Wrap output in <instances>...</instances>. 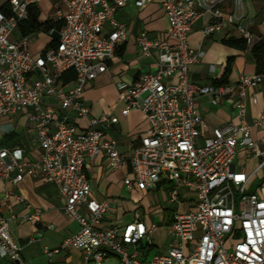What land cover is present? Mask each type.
Returning a JSON list of instances; mask_svg holds the SVG:
<instances>
[{"label":"built area","instance_id":"2783aa9c","mask_svg":"<svg viewBox=\"0 0 264 264\" xmlns=\"http://www.w3.org/2000/svg\"><path fill=\"white\" fill-rule=\"evenodd\" d=\"M7 1L9 11L0 10V117L30 108L27 132L35 135L40 152L29 161L19 147L0 148V177L16 183L28 176L54 185L65 213L78 223L75 232L46 253L75 248L94 264H105L111 256L115 260L109 264H264V188L249 190L264 159L249 173L234 165L239 148L252 158L261 154L251 128L264 115L248 123L245 98L247 89L264 86V68L238 76L237 123L209 130L195 106L196 97L209 95L215 102L229 86L198 85L188 72L189 65L204 55L202 49L190 46L188 36L193 23L206 14L211 22L202 28V38L230 25L247 45L253 42L254 35L242 24L243 15L237 13L243 10L244 0H232L229 13L220 7L227 0H61L63 10L55 12L60 28L49 30L56 33V41L36 55L29 49L28 36H15V32L19 22L27 19L28 7L42 0ZM128 1L137 7L159 2L168 26L166 38L136 36L142 56L156 52L155 71L140 74L131 85L117 84L120 114L138 109L147 120L139 144L119 152L104 132L118 116H92L81 94L90 80L107 70V62L125 41V24L115 14ZM69 70L74 74L71 85L61 80ZM69 112L84 119L86 127L77 131ZM99 154L113 170L130 166L132 179L123 180L127 189L136 185L152 190L168 183L172 241L164 253L140 258L137 246L149 241L155 227L140 218L121 227L101 225L112 202L90 197L84 171L85 158L93 160ZM182 189L195 195L188 208L180 207ZM20 220L35 223L39 214ZM20 248L10 233L9 219L0 211V259L26 264Z\"/></svg>","mask_w":264,"mask_h":264},{"label":"crops","instance_id":"0c3cea01","mask_svg":"<svg viewBox=\"0 0 264 264\" xmlns=\"http://www.w3.org/2000/svg\"><path fill=\"white\" fill-rule=\"evenodd\" d=\"M4 1L6 0H0V4ZM220 7L223 13L231 12L233 10L232 0L223 2ZM36 9L40 22L50 20L54 23L56 22V10H63V6L61 0H42ZM237 13L243 15L242 24L254 35L253 42L244 50L224 44V39L239 38L235 29L230 25H224L219 31L202 38V28L211 22V16L207 14L193 23L188 36V42L192 48H200L204 51L203 57L198 62L189 65V77L193 83L210 85L212 79L222 74L227 59L232 58L231 71L225 84L229 86L228 92L215 102H212L209 95L196 97L195 106L208 130L215 126L237 123L234 103L238 76L241 73L250 74L257 70L249 47L258 39L264 38V4L260 0H244L243 10H238ZM115 17L125 24V41L117 47L115 56L107 62V70L86 84L81 100L89 107L92 116L102 114L118 116L116 123L104 127V132L106 137L115 141L119 152H125L139 144L140 138L146 133L147 120L138 109L130 110L127 115L120 114L122 106L117 102V84L131 85L140 74L155 71L156 52L152 51L150 56H142L136 36L144 33L152 38H166L168 24L167 17L157 1L147 3L142 7H137L128 1L116 12ZM108 29L109 25L106 23L105 30ZM49 30H39L27 35L29 49L33 55L55 43L57 35ZM18 35H21L19 30L15 32V36ZM33 35H36L34 39H32ZM71 82L72 80L68 81L70 85ZM253 98L256 102H253ZM53 106L58 109L56 104ZM245 107V119L251 125L255 119L264 115V86L246 90ZM31 113L30 108H24L11 116L0 117V148L19 147L22 149L23 158L29 161L37 159L40 152V145L35 135L27 132ZM68 115L70 121L77 126V131L86 127L84 119L76 118L73 112H69ZM251 133L259 144L261 153L259 158L250 157L240 148L237 149L236 156H240L244 161L247 157L255 161L256 165L251 170L253 171L264 159V120L258 125H252ZM244 161L237 164L235 159L234 165L237 169L246 172ZM84 171L90 186V197L97 200L107 199L112 202L102 220L103 227L111 225L121 227L134 218H140L146 225L155 226L150 232L149 241L143 240L137 246L140 258L148 259L155 253H164L167 250L172 241L168 235V225L172 215V210L166 201L168 183H160L152 190H145L136 185L127 189L123 180L124 178L132 179L130 166L124 164L120 169L113 170L108 166L103 154H99L93 160L86 157ZM258 172H261L262 178L260 177L257 185L250 183V191L260 192L261 188H264V165L260 166L254 175ZM185 191L187 190L182 189L180 193L181 208L192 206L190 202L192 198L186 195L188 191L186 193ZM16 196H21V199ZM0 211L9 219L10 233L20 245V256L26 264L34 262L36 264L93 263L85 261L82 252L75 248L61 249L51 254L46 253L78 229L76 220L65 213L63 199L54 185L28 176L16 183L0 177ZM35 212L39 214L37 222L20 220L22 216ZM129 212L132 213V217L124 221L126 213ZM158 230L164 231V238L160 237L157 242H153L152 236ZM114 260L115 258L111 256L105 264ZM2 262L14 264L5 258L0 259V264Z\"/></svg>","mask_w":264,"mask_h":264},{"label":"trees","instance_id":"16d2710c","mask_svg":"<svg viewBox=\"0 0 264 264\" xmlns=\"http://www.w3.org/2000/svg\"><path fill=\"white\" fill-rule=\"evenodd\" d=\"M0 10L4 12L9 11L8 1H4L0 4ZM54 27L55 29L60 28V23L58 22H52L50 20H46L43 22H40L38 20V12L36 9V6H29L28 7V17L25 20H22L18 24V30L20 31V34L23 36H27L30 33L43 30L47 31ZM224 44L229 47H234L237 49L244 50L247 48V44L244 39L242 38H227L223 40ZM250 54L255 60L256 64V71H259L260 69L264 68V38H260L257 41H255L250 47ZM231 63L232 58L229 57L226 61V64L224 66L223 72L220 75V77L216 79H212L210 83L212 85H224L228 81V75L231 71ZM74 77V74L71 70L67 71L65 74L62 75L61 80L63 82H68L72 80Z\"/></svg>","mask_w":264,"mask_h":264},{"label":"rangeland","instance_id":"374dc122","mask_svg":"<svg viewBox=\"0 0 264 264\" xmlns=\"http://www.w3.org/2000/svg\"><path fill=\"white\" fill-rule=\"evenodd\" d=\"M34 36V37H33ZM32 37V39H34L35 37H36V35H33ZM236 163L237 164H241V163H243V161L244 160H242L243 158H241L240 156H236ZM242 161V162H241ZM244 163H245V170H246V172H250L254 167H255V161H252V159L250 158V157H247L246 158V160L244 161ZM260 177L262 178V176H261V172H258V173H256L254 176H253V178L251 179V184L253 185V184H255V185H257L259 182H260ZM187 191H185V193H186ZM159 195V197L161 196L160 195V193L158 194ZM186 195H188L189 197H191V198H195V195H194V193L193 192H187L186 193ZM132 213H126V215H125V217H124V221H127V220H129L131 217H132V215H131ZM156 221V220H155ZM158 222L160 223V221L158 220ZM164 238V231L163 230H158V231H156V232H154V235L152 236V241L153 242H157L158 240H159V238ZM45 258V257H44ZM46 259V258H45ZM44 259V260H45ZM2 264H4V262H2ZM33 264H36L35 262L33 263ZM90 264H94V263H90Z\"/></svg>","mask_w":264,"mask_h":264}]
</instances>
